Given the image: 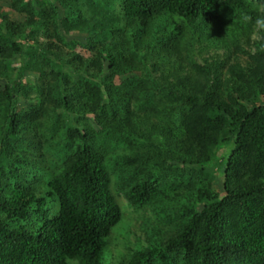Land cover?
<instances>
[{
	"label": "trees",
	"instance_id": "trees-1",
	"mask_svg": "<svg viewBox=\"0 0 264 264\" xmlns=\"http://www.w3.org/2000/svg\"><path fill=\"white\" fill-rule=\"evenodd\" d=\"M10 1L17 11H24L26 2L28 7L26 23L0 17V65L15 56L21 60L14 77L2 72L0 264H104L107 237L121 211L95 139L109 142L141 133L140 112L145 118L158 115L173 100L185 110L183 127L179 136L171 128L162 133L166 147L160 158L173 155L185 170L176 172L180 168L167 163L160 170L140 166V174H128L121 187L134 204H158L165 218H170L165 209L180 203V221L173 235L134 250L126 264H264V27L244 67L236 60L211 67L192 63L196 80L174 76L179 82L174 89L182 86L178 98L164 93L165 101L155 103L160 86L151 76L123 90L113 84L118 73L144 69L152 75L151 58L178 71L179 53L195 43V36L211 47L230 40L241 25L236 12L246 11L252 0H59L68 16L58 14L54 0L47 2L48 11L42 0H35L38 9L29 0ZM118 8L119 16L112 17ZM249 14L264 20V12ZM89 19L94 21L86 44L95 49L91 58L35 39L40 27L63 42L61 27L68 31ZM31 68L48 82L45 111L60 110L65 117L67 153L53 168L25 137L37 111L18 109ZM141 89L143 100L136 94ZM132 100L139 102L135 117L126 106ZM220 147H225L222 184L213 191L207 163Z\"/></svg>",
	"mask_w": 264,
	"mask_h": 264
},
{
	"label": "rangeland",
	"instance_id": "rangeland-1",
	"mask_svg": "<svg viewBox=\"0 0 264 264\" xmlns=\"http://www.w3.org/2000/svg\"><path fill=\"white\" fill-rule=\"evenodd\" d=\"M42 1V4L46 7V11H48L47 2L50 0ZM54 1L58 14L65 16L70 15V11L65 8L63 3L59 2V0ZM29 3H32L38 9L35 0H29ZM23 7H25L24 11H17L11 6L10 0H0V17L1 14L8 15L12 21L18 24L26 23L28 2H26V4L24 3ZM250 10H254L258 13L264 12V3L252 0L248 3L246 11H235V16L238 18V23L241 25L238 28L236 27L235 30H237V32L234 33L233 36H229L227 33V36L231 37L230 40L228 37H225V40L222 41L223 43H213V47H211L208 45L207 41H201L199 37L195 36L197 38L195 39V43L184 46L181 50V54L179 53V55H181L180 62L182 63V67L179 68L178 71H169V67H165V65L162 67V64L157 63V59L151 58L147 66L154 69H152L153 71L150 70L153 72L152 75L148 74L147 76V72H145L144 69L141 71L135 70L133 72L118 73L113 78V84L116 88L123 90L126 89L128 85L137 82L138 79L147 78V80L150 81L151 78H153L158 82L157 85L160 86L157 89L158 94L154 99L155 103H159L165 101L162 95L164 93H169L172 98L175 96L178 98L182 86H180L178 90L174 89L176 86H179L177 84L179 82H177L176 77H174L177 74L182 77H188L189 82L196 80V71L192 69V63L211 67V65L216 64V62H221L225 65L226 63L236 60L241 64V67H244L247 62L250 61V56L255 54L256 44L260 38L258 32L260 25L257 24L259 19L252 17L249 14ZM119 11L118 8L110 15H112V17L119 16ZM93 28V19H89L85 24H78L71 27L68 31L61 27V35L64 37L63 42L58 41L54 35L47 34V32L40 27L35 30L34 36L38 42H55L58 47L65 52H71L87 59L95 54V49L86 45L88 35ZM233 42L234 44H232ZM20 61V57L15 56L13 59L4 62L2 66L0 65V92L5 88L6 81L2 72L7 73L9 77H14L18 72ZM104 61V65L106 66L110 59L106 57ZM174 72H176V74ZM221 72L224 77L227 76L226 69H222ZM149 76H151V78ZM21 88L26 94L20 96L18 109L32 108L37 111V118L30 124H27L28 127L24 129L26 133L25 137L28 143H31V147L41 151L40 154H45L46 160L53 168L60 163L67 153L66 145L63 141L65 137L64 134H62L66 127L65 117L60 110L54 113L51 112V110L45 111L48 82L40 71L35 68L27 70ZM141 91L142 89L137 91L136 94L142 99L145 95L142 93L144 91ZM180 103L181 101L179 100H173L171 106H164L166 109H164L163 112L158 115H152V113V116L148 118H145L140 112V116L143 118V122L140 124L141 133L131 131L130 134H125L126 137L122 138L120 136V138L110 140L109 142H104L102 138L96 137L97 139H95H100L102 159L105 162L109 175L108 189L121 211L119 221L112 227L107 237L106 247L102 256L104 264H126L129 255L134 250L146 248L155 240H165L168 236L173 235L176 226L179 224L180 203L177 202L173 206L170 205V208L167 207L165 210L170 218H165L163 212H158L160 210L158 209L159 205L155 204L153 201L146 204L132 203L130 197L124 192V188L121 187V184L122 180L126 179L128 174L134 171L139 173L141 169L140 166L153 167L155 170H160V168H164L163 164L167 163L168 165H176V167H179L180 170H175L176 172L182 169L185 170L179 162H175L173 155L172 157H167L166 154H163V157L160 158V153H165L166 147V141L163 139L162 133L166 132L168 128H171L176 135L179 136L182 131L183 126L182 124L180 125L182 119L180 112H184L185 110H179ZM137 104H139L138 101L134 102L132 100V102L126 105L127 110H131L130 112L133 111L131 113L132 117H135L136 113L139 111ZM173 106L177 107L174 108ZM171 113H173V115ZM88 116L90 117L88 120L89 124L94 129L99 130V126L94 122L93 118H91V115ZM224 151L225 147H220L211 161L207 163L210 176L213 177V191L219 190L222 184L220 159ZM182 191L183 187L178 189L179 193ZM56 207V203L51 204L52 212L56 211ZM68 264L79 263L76 260H69Z\"/></svg>",
	"mask_w": 264,
	"mask_h": 264
},
{
	"label": "clouds",
	"instance_id": "clouds-1",
	"mask_svg": "<svg viewBox=\"0 0 264 264\" xmlns=\"http://www.w3.org/2000/svg\"><path fill=\"white\" fill-rule=\"evenodd\" d=\"M257 24L264 27V20H258L257 21Z\"/></svg>",
	"mask_w": 264,
	"mask_h": 264
}]
</instances>
